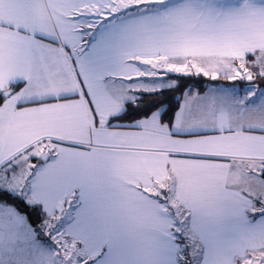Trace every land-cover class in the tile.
Returning <instances> with one entry per match:
<instances>
[{"label": "snow or ice", "instance_id": "6c2138e0", "mask_svg": "<svg viewBox=\"0 0 264 264\" xmlns=\"http://www.w3.org/2000/svg\"><path fill=\"white\" fill-rule=\"evenodd\" d=\"M0 264H264V0H0Z\"/></svg>", "mask_w": 264, "mask_h": 264}, {"label": "trees", "instance_id": "16d2710c", "mask_svg": "<svg viewBox=\"0 0 264 264\" xmlns=\"http://www.w3.org/2000/svg\"><path fill=\"white\" fill-rule=\"evenodd\" d=\"M194 81L195 80H201L203 81L204 83H208L210 82V77H204L202 74L200 76H194L192 78ZM218 83H224V84H227V83H234V82H231V81H226V80H223L222 78L217 81ZM217 82H213V83H217Z\"/></svg>", "mask_w": 264, "mask_h": 264}, {"label": "rangeland", "instance_id": "374dc122", "mask_svg": "<svg viewBox=\"0 0 264 264\" xmlns=\"http://www.w3.org/2000/svg\"><path fill=\"white\" fill-rule=\"evenodd\" d=\"M206 68H210L211 66L210 65H205ZM194 71V70H193Z\"/></svg>", "mask_w": 264, "mask_h": 264}]
</instances>
